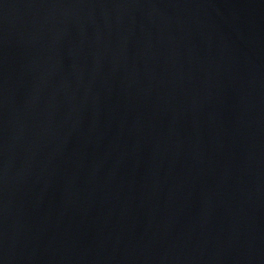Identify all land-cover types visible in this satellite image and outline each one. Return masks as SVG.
<instances>
[{
  "label": "water",
  "instance_id": "95a60500",
  "mask_svg": "<svg viewBox=\"0 0 264 264\" xmlns=\"http://www.w3.org/2000/svg\"><path fill=\"white\" fill-rule=\"evenodd\" d=\"M0 264H264V0H0Z\"/></svg>",
  "mask_w": 264,
  "mask_h": 264
}]
</instances>
